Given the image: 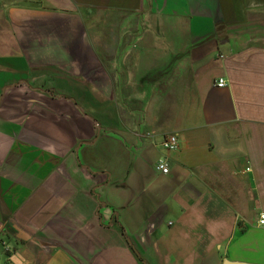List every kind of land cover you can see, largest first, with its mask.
<instances>
[{"label": "crops", "instance_id": "0c3cea01", "mask_svg": "<svg viewBox=\"0 0 264 264\" xmlns=\"http://www.w3.org/2000/svg\"><path fill=\"white\" fill-rule=\"evenodd\" d=\"M261 214L264 0H0V264H264Z\"/></svg>", "mask_w": 264, "mask_h": 264}, {"label": "built area", "instance_id": "2783aa9c", "mask_svg": "<svg viewBox=\"0 0 264 264\" xmlns=\"http://www.w3.org/2000/svg\"><path fill=\"white\" fill-rule=\"evenodd\" d=\"M215 84L218 87H223L226 85V81L223 78H218ZM162 147L165 151H173L178 148V140L177 137L173 134H169L165 136V138L162 141ZM156 169L159 170L162 173H168L169 172V163L167 160V157H160L156 162ZM248 169V168H246ZM261 219L260 222L264 223V215H260ZM5 264H14L12 262H6Z\"/></svg>", "mask_w": 264, "mask_h": 264}, {"label": "water", "instance_id": "95a60500", "mask_svg": "<svg viewBox=\"0 0 264 264\" xmlns=\"http://www.w3.org/2000/svg\"><path fill=\"white\" fill-rule=\"evenodd\" d=\"M224 264H251V263L226 261Z\"/></svg>", "mask_w": 264, "mask_h": 264}]
</instances>
